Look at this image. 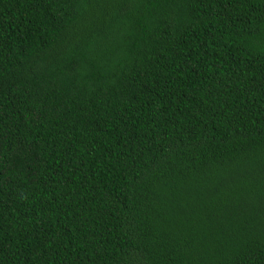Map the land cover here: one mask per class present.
Segmentation results:
<instances>
[{"label":"trees","instance_id":"16d2710c","mask_svg":"<svg viewBox=\"0 0 264 264\" xmlns=\"http://www.w3.org/2000/svg\"><path fill=\"white\" fill-rule=\"evenodd\" d=\"M0 264H264V0H0Z\"/></svg>","mask_w":264,"mask_h":264}]
</instances>
